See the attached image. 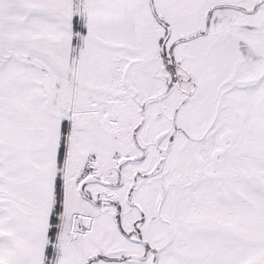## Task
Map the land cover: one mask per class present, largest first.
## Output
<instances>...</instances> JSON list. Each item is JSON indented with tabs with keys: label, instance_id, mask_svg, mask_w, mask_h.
I'll list each match as a JSON object with an SVG mask.
<instances>
[{
	"label": "snow or ice",
	"instance_id": "snow-or-ice-1",
	"mask_svg": "<svg viewBox=\"0 0 264 264\" xmlns=\"http://www.w3.org/2000/svg\"><path fill=\"white\" fill-rule=\"evenodd\" d=\"M0 264H264V0H0Z\"/></svg>",
	"mask_w": 264,
	"mask_h": 264
}]
</instances>
